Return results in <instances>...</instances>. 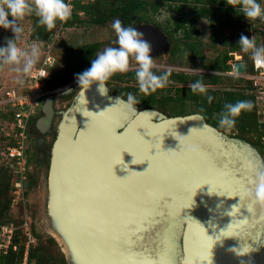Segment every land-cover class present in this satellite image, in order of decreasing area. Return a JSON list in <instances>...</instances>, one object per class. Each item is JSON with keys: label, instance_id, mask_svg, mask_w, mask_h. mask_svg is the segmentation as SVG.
Masks as SVG:
<instances>
[{"label": "water", "instance_id": "1", "mask_svg": "<svg viewBox=\"0 0 264 264\" xmlns=\"http://www.w3.org/2000/svg\"><path fill=\"white\" fill-rule=\"evenodd\" d=\"M134 28L143 33L154 54L167 53L169 39L158 27L140 24ZM245 71L246 62L234 63V73ZM77 97L79 111L72 116L71 127L62 128L55 140L48 172L52 236L61 242L69 264H165V256L171 264H264V245L261 261L255 241L262 228L264 236V208L239 202L237 195L249 185L247 180L241 184L228 180V176L254 177L264 169L254 146L227 136L201 114L165 117L141 110L123 120L114 98L100 95L95 85ZM48 109L49 102L44 107ZM103 109L109 111L106 118L93 115ZM172 132L187 136L203 154L168 165L160 143L162 137V150L176 148ZM123 151L131 152L138 162L148 160L149 168L145 170L147 161L132 164V156ZM121 152L128 168L114 166L117 179L112 167L121 163L120 156L116 158ZM103 154L106 159L95 166V159ZM204 183L210 185V193ZM24 186L28 188V181ZM133 209L146 213L151 221L142 231L127 223L126 213ZM246 232V237H239ZM248 236H254L253 246ZM227 239H245L246 246L234 250L229 244L222 251L221 242Z\"/></svg>", "mask_w": 264, "mask_h": 264}, {"label": "trees", "instance_id": "2", "mask_svg": "<svg viewBox=\"0 0 264 264\" xmlns=\"http://www.w3.org/2000/svg\"><path fill=\"white\" fill-rule=\"evenodd\" d=\"M264 7V0H258ZM227 0H73L71 7V16L66 21H57L56 26L47 30L43 25L38 24V17L34 16L32 25L29 31V38L32 41L47 42L50 41L55 29L58 26L62 28H71L76 25H95L104 26L111 20L120 19L124 26H133L149 23L146 14L157 12L159 8L167 5L173 7V10L178 12V16L173 18V25L170 27L171 38L177 32L183 40V44L187 47H196V51L201 55L200 43L196 42L198 36L197 22L204 19L208 22V40L209 44L216 48H223V52L215 60L210 68L213 71L226 73L230 71V66L227 61L232 59V54L238 52L242 56V60L249 62L248 72L251 71L250 53L241 51L238 44L241 35L251 38V32L257 46H264V21L259 19L247 20L239 12H236L232 7L228 6ZM79 13H82L81 15ZM229 33H226V30ZM195 41L190 42L189 40ZM177 45H180L176 43ZM98 50V44L88 43L69 46L62 53V68L54 70L51 79L48 82V88L53 89L59 86L64 81L72 78L75 74L85 71L91 66L94 55ZM227 76L213 75L209 79L201 81L204 84L219 85L230 83L229 88L221 89L213 92L212 111L205 121L211 126L221 129L236 131V138L242 139L252 146L264 156V120L258 115V103L255 95L250 93V83L240 78H232ZM200 80V79H199ZM238 81L246 83L247 90L242 91L237 89ZM248 91V92H247ZM218 97L217 99H215ZM251 101L253 107L250 111H243L236 118V123L231 129L221 128L218 124L220 114L225 111V104L236 103L237 101ZM214 113V115H212ZM214 116V117H213ZM0 119L4 122L7 119L11 120V115H1ZM214 119V123L210 120ZM0 148L12 144L6 142L0 132ZM12 174L9 167L0 164V225L8 224L11 221H6L3 216V209L9 204V193L12 189ZM36 239L35 245L31 246L28 251L29 264H56V262L43 254L41 239L32 231ZM21 235V230L15 231L12 239V244L5 255H0V264H19L23 256V243L18 237ZM52 245L57 244L54 239H49ZM12 245H16V250H12ZM62 264H67L63 254L61 253Z\"/></svg>", "mask_w": 264, "mask_h": 264}, {"label": "clouds", "instance_id": "3", "mask_svg": "<svg viewBox=\"0 0 264 264\" xmlns=\"http://www.w3.org/2000/svg\"><path fill=\"white\" fill-rule=\"evenodd\" d=\"M226 4L243 15L247 20L264 19V7L261 6L258 0H227ZM71 11V5L66 0H0V28L4 30L10 29L13 33V38L7 39L5 46H0V64L11 66V70L18 74L19 82L22 83L23 78L30 74L39 63L41 48L36 42H33L30 47H18L17 41L21 39L23 29L18 25L17 20L34 14L38 17V24L43 25L47 30H51L56 26L57 21L68 20L71 16ZM9 17L12 19L10 20ZM111 27L115 33L116 38L114 43L116 46L105 47L102 52L96 54L95 59L90 62L91 66L87 70L76 74L75 79L78 84L77 92L84 96L85 92L92 85H95L100 95H107V82L117 73L129 72L132 67V62H135L134 74L140 93L150 95L158 89L165 88L169 82L172 70L168 69L161 74H157L153 70L155 65L154 59L150 55L151 45L143 38V33L138 32L133 26H124L118 18L112 21ZM238 44L241 51L250 53L255 65L264 66V46H257L254 37L249 38L241 35ZM189 71L198 72L200 70H191L189 68ZM40 75L46 77L48 73L41 72ZM190 87L193 93L206 95L207 86L201 80H196ZM69 92H72V90H66V93ZM207 99L211 102L212 97L208 96ZM139 103L140 101L137 96L129 92L126 95V99L117 96L114 106L119 105L126 113L132 115L140 113L136 109V105ZM252 107V102L247 100L237 101L234 104H225V111L220 114L218 121L219 126L224 129L233 128L236 123V118L239 117L241 112L250 111ZM105 110L97 114L88 112L93 115H102ZM200 119L202 117L196 118V120ZM192 130L190 129L189 133ZM171 134L177 141L176 148L166 151L162 150V137L160 143V152L163 154V159L168 165L175 166L185 158H197L203 154L200 146L188 142L186 139L187 136H182L175 132ZM123 152H127L132 156V164H142L147 161L148 166L145 170L149 168L148 160L138 162L131 152ZM123 152L120 153L121 163L114 164L112 167V174L115 178L117 177L113 173L114 166L123 165L125 166L123 167L125 170L128 168V165L123 163ZM205 184L209 185L207 183L202 185ZM237 196L239 197V202L243 200L249 206L259 205L264 208V169L257 171L249 182V185L242 187Z\"/></svg>", "mask_w": 264, "mask_h": 264}, {"label": "flooded vegetation", "instance_id": "4", "mask_svg": "<svg viewBox=\"0 0 264 264\" xmlns=\"http://www.w3.org/2000/svg\"><path fill=\"white\" fill-rule=\"evenodd\" d=\"M147 24L155 26L154 24ZM134 26L135 25H133V27ZM155 27H158L162 34H164L170 42V47L167 53L154 54V49H151L150 52L151 57L154 59L155 67L153 70L157 74H161L168 69L172 70L167 86L163 89H158L150 95H144L143 93H140L138 91V85L134 74L135 62H132V67L129 72L117 73L107 82V94L115 100L117 96L126 99L127 93L132 92L137 96L138 100L140 101V103L136 105V109H138V112L141 110H150L158 112L164 115L165 117L199 114L198 112H196L197 107L195 106L192 109L195 111L189 113L185 112L183 114L176 113L177 110L175 108V104L182 102L183 104H192L194 101L197 102V98L191 101V99L186 98L185 94L191 92L190 86L193 82L199 79L201 81L209 79V75L205 72H202L201 75H199L200 71L192 72L189 71V68L191 70H199L200 65L201 67H203V69H207V71L212 70L210 67L214 64V57L207 56V59L200 56L199 53L196 51L195 47H187L185 45L183 46L173 44L170 36H168L163 30H161L159 26ZM179 34H181V32H177L174 37H180ZM115 38V33L113 31L111 35L112 40L108 42L110 44L107 43V45H104L103 48H100L98 42H93V44H98V50L96 54L98 52H102L105 47H115ZM2 43L0 44V46H2ZM95 56L96 55H94L92 60L95 59ZM200 61L202 65L199 64ZM60 68L62 67H58L57 69ZM75 77L76 74L74 77L64 81L59 86L53 89H49V93L40 100V105L36 114L31 118V120L27 124L25 131V155L27 160V174L25 180L28 181L30 184L33 181L31 175H34V173L38 172L39 170L43 171L44 169V182L46 185L52 157L53 144L57 139L59 133L61 132L62 128L66 129L67 127H71L72 116L75 115L74 113H78L79 111L80 101L77 97L79 92H77L78 84L76 83ZM205 85L210 86L212 84ZM68 89H71L72 92L66 93V90ZM197 96L198 93H195V97ZM47 102H49V109L45 111L44 107L47 105ZM116 106L121 109L123 120L133 118V115H129L128 113H126L121 108V106ZM126 125L127 124H125L123 128H125ZM123 128H121L120 130H122ZM262 230L259 234V237H255V241H257L256 252H259L258 259H261V261L262 258L260 257V251L261 246L264 245V236L262 235ZM262 256H264V254Z\"/></svg>", "mask_w": 264, "mask_h": 264}, {"label": "rangeland", "instance_id": "5", "mask_svg": "<svg viewBox=\"0 0 264 264\" xmlns=\"http://www.w3.org/2000/svg\"><path fill=\"white\" fill-rule=\"evenodd\" d=\"M34 16H35L34 14L28 15L22 19L17 20L18 25L23 29L21 33V39L17 41L18 47L26 48V47H30L33 44V41L29 38V31H30ZM177 16H178V12L176 10H173V7H170L168 5L166 7L159 8L157 12L149 11L146 14V18L148 19L150 24L159 26L161 30H163L170 37H171V32H170L171 30L169 29L173 25V18ZM9 19L11 20L12 18L9 17ZM112 21L113 20L109 21L104 26H95V25L86 24V25H76L71 28H61V29H60V26H58L55 29V31L59 30V36L57 37L55 45H54V54L56 56V65L54 69L56 70L58 67H62V53H63V50L69 46H74V45H79V44H88V43H93V42H96V43L98 42V44L100 45V48L101 47L103 48L104 45H107V43L112 40L111 39V35L113 33V29L111 27ZM197 28H198V36L195 39H196V42H199L201 46L200 56L204 58H207V56L214 57V59H216L219 55L222 54L223 48L220 46L214 48L209 44V40L207 36L208 22L204 19H200L197 22ZM226 33H229L228 29L226 30ZM11 38H13V33L11 32L10 29L4 30L0 28V44L2 42H6L7 39H11ZM171 39H172L173 44H176V43L180 45L183 44V40L180 37L171 38ZM193 41L195 40L191 39L189 40V43ZM39 46L41 48V45ZM237 55H239L238 52H237ZM199 64L202 65L201 61ZM247 64L249 65V62H247ZM199 70H200L199 75H201L202 72H205L206 74L208 73L209 77L213 75L225 76V75H222L221 72L219 73L213 70L207 71V69H203V67H201L200 65H199ZM200 78H203V77H200ZM16 85H19L18 74L11 70V66L1 64L0 95L2 94L4 89L14 88ZM229 85L230 83L228 81V83H225V84L207 86L206 89H209V90H206V95L198 94L197 97H195V93H193L192 91L188 92L187 94H185L186 98L191 99V101L197 98L196 99L197 102L194 101L192 104H188V103L183 104V102L181 101L182 103L175 104L176 105L175 108L177 110L176 113L183 114L185 112L189 113V112L195 111V110H192L195 106L197 107L196 112L201 114L203 118L204 117L206 118L207 115L209 116V112L212 111L211 105L214 104L212 101L213 96H211V94L215 91L229 88ZM237 86H238L236 87L237 89H240L244 92L245 90L248 89L246 87V83L242 81H238ZM215 93H218V92H215ZM208 96L212 97L211 102L208 101L207 99ZM262 97H263L262 99L258 100L257 107H258V115H260V119L264 120V95ZM215 99H217L218 101V97H216ZM0 113L1 115H6V116L11 114V112L8 110L0 111ZM212 115H214V113ZM210 121L214 123V119L213 120L211 119ZM0 128H3V125H1ZM221 131L225 133L227 136L236 138V135H237L236 131H232V132L229 130H225V131L221 130ZM0 144L3 145L1 141H0ZM1 150L2 149L0 148V152ZM262 158L264 162V156H262ZM0 162L2 161L0 160ZM44 173L45 171L43 169V171L39 170L38 172L34 173V175H31V178L33 179V181L31 184L28 182V188H25L24 186L23 201L19 202V204L17 205L12 204V197L9 193L8 195L9 204L6 208L3 209V216L6 221H11V223H13L16 229H19L23 225L24 222L28 223V226L31 232L34 230L35 234L39 236L41 239V243L44 246V248H42L43 254L48 256L50 259L54 260L56 264H62L61 262V253H62L66 263L69 264L66 260L67 259L66 252L61 242L52 236L54 233V229H53L52 222L50 221V216L48 215V210L46 208L47 203H48V197H49L48 179L45 185ZM1 225H4V224H1ZM244 227L246 228L247 225ZM237 234L238 233H236V235ZM246 236H247V232L245 234L239 235L240 238L246 237ZM18 238L20 239V237ZM52 238L57 244L52 245V243L49 240ZM248 239L250 241V244L253 246L254 236L252 237L248 236ZM244 240L233 242V240L227 239L221 242V245L223 246L222 251L225 248H227L229 244L230 245L232 244L231 246L233 247L234 250L238 248L243 249L246 246V241Z\"/></svg>", "mask_w": 264, "mask_h": 264}, {"label": "built area", "instance_id": "6", "mask_svg": "<svg viewBox=\"0 0 264 264\" xmlns=\"http://www.w3.org/2000/svg\"><path fill=\"white\" fill-rule=\"evenodd\" d=\"M73 0H66L72 7ZM80 15L82 13H79ZM261 22L264 19H259ZM62 26L60 25V29ZM251 38L253 32H251ZM59 30L53 33L50 41L38 42L41 45L40 61L34 70L23 78V82H19L14 88L4 89L0 95V111H10L11 120L4 122L0 121V128L6 142L12 144L1 148L0 164L9 167L12 174V189L10 195L12 197V204L17 205L23 201L24 182L27 174V160L25 155V131L27 124L31 118L36 114L40 100L49 93L48 82L54 72L56 65V56L54 54V45ZM232 59L227 61L230 66V71L222 73V75L236 76L237 78L246 80L250 83V93L255 95V99H262L264 95V66H257L253 60L250 59L251 71L248 72V64L246 63V71L244 74H236L233 72V65L235 62L243 61L242 56L237 52L231 53ZM245 62V61H244ZM48 73L46 77H42L40 73ZM1 135V134H0ZM24 249L22 260L19 264L28 263L29 248L35 245L36 239L29 229L28 223L24 222L19 228ZM18 230L13 223L0 225V255L7 254L15 231ZM12 250H16V245H12Z\"/></svg>", "mask_w": 264, "mask_h": 264}, {"label": "snow or ice", "instance_id": "7", "mask_svg": "<svg viewBox=\"0 0 264 264\" xmlns=\"http://www.w3.org/2000/svg\"><path fill=\"white\" fill-rule=\"evenodd\" d=\"M119 156L120 154H117L116 158L118 159ZM252 178H253L252 176H246L237 179L235 176H228V180L231 182V184H241L243 180H247V182L249 183L252 180ZM217 187H219V184L217 185ZM126 214L130 218L127 223L134 224L136 231H142L144 226L149 225L151 223L147 214L142 211L133 209V210H129Z\"/></svg>", "mask_w": 264, "mask_h": 264}, {"label": "bare ground", "instance_id": "8", "mask_svg": "<svg viewBox=\"0 0 264 264\" xmlns=\"http://www.w3.org/2000/svg\"><path fill=\"white\" fill-rule=\"evenodd\" d=\"M105 108V107H104ZM104 110V109H103ZM108 114H109V111H107V110H105V112L101 115V118H106L107 116H108ZM111 119H112V116H111ZM110 119V120H111ZM107 146V143H106V145H105V147ZM106 148H108L109 149V151H110V153H111V148H110V145L109 146H107ZM85 154V153H84ZM84 154H82L81 156H83ZM113 155V154H112ZM106 157H111V154H108V153H106ZM106 157H105V155L103 154V155H101V156H99L98 158H96L95 159V161H94V165L96 166V161H97V165H100V163L102 162V161H104L105 159H106ZM169 246V245H168ZM168 246L166 247V250H168ZM163 258V261L165 262V264H171L170 263V261L166 258V256L165 257H162Z\"/></svg>", "mask_w": 264, "mask_h": 264}, {"label": "crops", "instance_id": "9", "mask_svg": "<svg viewBox=\"0 0 264 264\" xmlns=\"http://www.w3.org/2000/svg\"><path fill=\"white\" fill-rule=\"evenodd\" d=\"M217 72V71H216ZM220 73V72H219ZM227 76V75H226ZM227 77H232V78H237L236 76H227ZM211 78V77H210ZM232 78H228V79H232Z\"/></svg>", "mask_w": 264, "mask_h": 264}]
</instances>
